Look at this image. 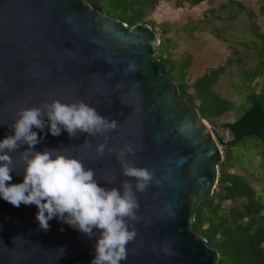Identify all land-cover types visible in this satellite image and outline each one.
Wrapping results in <instances>:
<instances>
[{"label":"water","instance_id":"95a60500","mask_svg":"<svg viewBox=\"0 0 264 264\" xmlns=\"http://www.w3.org/2000/svg\"><path fill=\"white\" fill-rule=\"evenodd\" d=\"M159 43L148 24L128 27L85 0H0V142L14 135L21 109L83 101L117 121L116 130L70 139L66 131L54 137L48 128H33L41 139L34 151L77 158L99 186L121 192L124 181L136 183L117 159L126 146L133 150L127 161L153 173L147 190L135 192L138 220L130 224L137 235L121 264H218L217 251L191 225L217 185L223 152L156 58ZM100 144H106L103 156L96 153ZM27 149L9 153L11 184L23 182L20 152ZM37 212L0 197V264H91L98 233L90 239L56 218L42 231Z\"/></svg>","mask_w":264,"mask_h":264},{"label":"clouds","instance_id":"9594fccd","mask_svg":"<svg viewBox=\"0 0 264 264\" xmlns=\"http://www.w3.org/2000/svg\"><path fill=\"white\" fill-rule=\"evenodd\" d=\"M132 70L129 66L125 74ZM12 128L14 135L0 142V197L17 208L21 204L35 205L38 208L36 220L42 231H49V221L56 218L90 239L98 233L91 264H121L127 260V245L137 235L130 224V221L138 220L139 204L135 192H145L153 179V173L148 169L135 167L127 161L126 154L133 151L131 146L117 154L123 175L136 180L135 186L124 181L122 192L115 187L99 186L95 172L86 169L77 158L51 149L34 151L41 139L33 128L42 132L48 128L54 137L66 131L71 139L78 138V133L93 137L110 133L116 130L117 121L101 116L83 101L66 104L53 100L41 107L21 109ZM22 145H28L26 151L20 152L25 165L23 182L11 184V173L15 169L9 153L18 151ZM105 148L106 144H100L97 155L103 156ZM108 151L111 153L112 150Z\"/></svg>","mask_w":264,"mask_h":264},{"label":"trees","instance_id":"16d2710c","mask_svg":"<svg viewBox=\"0 0 264 264\" xmlns=\"http://www.w3.org/2000/svg\"><path fill=\"white\" fill-rule=\"evenodd\" d=\"M161 1L166 0H85L94 10L118 19L128 27L146 23L154 31V24L146 18ZM174 1L177 7H181L183 3L196 6L205 0ZM220 9H228L230 20L236 19L239 13L246 17L253 41L242 45L250 52L246 51L235 59L228 58L223 65L208 70L191 83L186 80L191 57L173 59L168 51L169 39L165 30L159 35L155 56L164 63L169 77L178 86L181 98L194 106L201 118L213 128L223 150L217 185L212 195L196 207L191 230L201 236L208 247L217 251L218 264H264V203L243 175L230 171L234 146L248 137H256L264 147V82L259 94L250 91L249 107L235 121L225 117L234 111V101L216 90L226 75L227 67L243 65L246 61H250V66L241 71L244 81L252 85L257 84L262 75L264 77V34L257 24V14L243 3L225 0ZM260 14L264 17V2ZM205 23L206 28L212 26V22ZM216 30V27L212 28V32ZM224 132H228L229 137H225Z\"/></svg>","mask_w":264,"mask_h":264},{"label":"rangeland","instance_id":"374dc122","mask_svg":"<svg viewBox=\"0 0 264 264\" xmlns=\"http://www.w3.org/2000/svg\"><path fill=\"white\" fill-rule=\"evenodd\" d=\"M236 1L257 14V24L260 32L264 34V17L260 14L264 0ZM223 2L225 0H205L196 6L183 3L181 7H177L174 0L161 1L146 18L154 24L158 37L165 30V35L169 39L168 51L173 59L191 57L190 65L186 69V80L190 83L208 70L223 65L228 58L235 59L244 55L246 51L250 52L242 45L244 42L253 41L246 17L239 13L236 19L230 20L228 9L224 11L220 9ZM205 22H212V26L206 28ZM213 27L217 28L215 32H212ZM249 66L250 61H246L243 65L227 67L226 75L217 84V92L235 103L234 111L225 116L230 121L237 120L249 107L251 90L259 94L263 89V75L257 84L252 85L242 79L241 71ZM213 134L216 139L214 130ZM223 135L229 137L228 132H224ZM263 149L258 138H246L232 148L230 171L243 175L264 203Z\"/></svg>","mask_w":264,"mask_h":264}]
</instances>
